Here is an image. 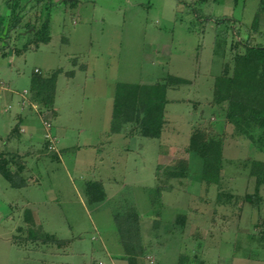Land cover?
I'll return each mask as SVG.
<instances>
[{"label":"rangeland","instance_id":"obj_1","mask_svg":"<svg viewBox=\"0 0 264 264\" xmlns=\"http://www.w3.org/2000/svg\"><path fill=\"white\" fill-rule=\"evenodd\" d=\"M78 1L50 10L48 43H29L42 6L14 11L21 22L11 46L20 51L0 42V52L12 51L0 58V81L10 90L27 91L34 70L44 77L60 70L55 116L19 105L50 121L60 159L49 151L38 161L28 155L20 171L17 155L0 151L7 170L19 174V186H11L0 173V264H176L180 254L189 264H264V186L257 206L244 198L255 192L245 164L264 162V135L255 131L254 143L235 136L223 108L211 103L226 66L230 77L257 85L250 102L264 109V65L232 48L248 39L264 47V0ZM168 75L190 83L167 89V104L149 121L140 110L137 124L110 134L116 84L153 85ZM5 95L0 120L9 110ZM11 105L9 113L19 109ZM195 129L221 138L218 185L201 180V160L187 151ZM35 138L17 145L19 152L39 150ZM129 207L140 216L135 258L124 255L113 221ZM181 214L184 226L174 223Z\"/></svg>","mask_w":264,"mask_h":264},{"label":"trees","instance_id":"obj_2","mask_svg":"<svg viewBox=\"0 0 264 264\" xmlns=\"http://www.w3.org/2000/svg\"><path fill=\"white\" fill-rule=\"evenodd\" d=\"M77 1L71 0V6L77 4ZM198 1L203 3L206 0ZM60 3L53 0H36L35 7L42 6V9L45 8L43 9L44 17L37 29L30 27L34 28L35 31L29 34L32 38V40L30 38L29 43L33 42L37 45L38 43L46 44L50 41L49 13L53 7ZM65 3H69V1L65 0ZM13 6H9L10 11H13L11 17L0 13V42L3 43V49L11 47L14 50L13 52L16 53L20 50L11 46V32L18 28L21 17L18 13H14L16 8ZM23 27L29 29L28 24H25ZM238 46L242 47V56L245 61L264 65V47L250 45L249 39L244 43L240 40L238 43L233 44L232 48H238ZM26 47L27 45L24 46L25 49ZM59 71L56 70L49 76L44 77L34 70L28 89L30 99L40 109L49 110L52 116H55V111L52 108V97ZM73 74V71L65 73L69 77L73 76ZM189 83V80L170 75L153 85L127 82L117 83L112 102L109 133L119 134L128 127L132 128L133 125L138 123L139 117H137V113L140 110L147 114L144 117L145 122L149 121L147 119L152 115V112H162L167 104L168 101L165 97L167 89H176ZM257 91L259 89L255 83L230 77L225 66L222 74L214 80L211 100L212 106L223 108L225 120L233 125L235 136L242 137L252 143H254L255 131H260V136L264 135V109L250 102L252 96L258 94ZM191 135L190 147L187 151H193L201 160V180L206 184L218 185L223 169L221 138L209 137L205 139V132L197 129ZM44 150L48 151L46 144L44 145ZM15 158L19 160L17 156H13V159ZM5 164L3 160L0 161V173L10 182L11 186H19V183L15 181L19 177V174L17 173L13 176L7 170ZM20 165L18 166V170L21 171L22 167ZM245 166L248 167V177L254 179L255 192L245 195L244 198L254 207L263 200L259 193V188L264 186V162L252 160L249 165L245 164ZM169 172V170L165 172L166 176L169 175ZM165 189L168 190L170 187L167 186ZM184 219L185 215L181 214L175 219L174 223L184 226ZM113 221L118 243L124 255L130 258L137 257L141 249L140 216L133 208L130 209L129 207L126 211H115L113 213ZM190 259V257L180 254L176 264H189ZM127 264H135V262L128 260ZM197 264H202V262H197Z\"/></svg>","mask_w":264,"mask_h":264},{"label":"crops","instance_id":"obj_3","mask_svg":"<svg viewBox=\"0 0 264 264\" xmlns=\"http://www.w3.org/2000/svg\"><path fill=\"white\" fill-rule=\"evenodd\" d=\"M12 1L13 0H0V11L8 10L10 5L11 6L14 5L13 7H15L16 9L18 8L20 10L22 9L24 10L36 4V0H14V2ZM53 1L65 3V0H53ZM68 1L70 3L71 0H68ZM78 2L79 1H77V3ZM11 54H12V51L10 50L2 51L0 52V58H6L8 56L12 58ZM11 90L6 92V95L4 96V99L6 101V107L10 106V109H11V106H12L11 104L17 101L18 102L17 106L19 109H17L14 112H10V113L8 112L10 109L7 111L5 110V107L3 109V113H5V115L4 117L1 118L2 120H0V124L2 125V130L5 132V139L3 141V138L0 137V151L12 152L16 154L17 156H19V159L21 160V165H23L22 168L26 169L25 156L32 155L33 158L36 159L35 161H38L39 160L38 156L40 154L42 156V155H45V153H48V151L44 150V145H45V142L43 139L44 129H43V133L39 134L38 125L41 126L39 118H37L35 115H33L28 110L23 111V112L20 111L19 105H20L21 97L19 96V93L26 91V90H22L20 92L15 91L13 89ZM27 92L29 91L27 90ZM14 94H16V97L13 96ZM29 96H30V93H29ZM53 111L56 112L55 109H53ZM45 112H48V110H46ZM51 130H52V126H51ZM35 137L41 138V141L38 140L40 144V149L37 151H32V152L27 151L26 153H20L17 148V145L28 144L34 141L36 139ZM57 154L58 155L55 154V156H57L60 159V155H59L60 151L59 152L57 151Z\"/></svg>","mask_w":264,"mask_h":264},{"label":"built area","instance_id":"obj_4","mask_svg":"<svg viewBox=\"0 0 264 264\" xmlns=\"http://www.w3.org/2000/svg\"><path fill=\"white\" fill-rule=\"evenodd\" d=\"M10 91V88L8 85H5L2 81H0V94L3 92H8ZM19 96L21 97L20 104L23 105L25 102H28V108L34 109L35 111L38 110L34 103L30 101V96L27 91H23L19 93ZM10 109V106L8 107ZM40 120V123L44 129V134H43V139L46 144V148L49 152H54L57 154V149H56V139L54 135L51 132V123L48 119L44 117H38Z\"/></svg>","mask_w":264,"mask_h":264}]
</instances>
